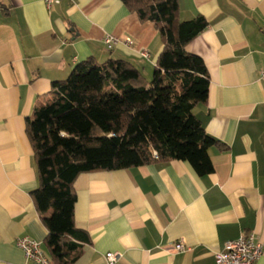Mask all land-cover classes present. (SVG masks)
Listing matches in <instances>:
<instances>
[{
	"label": "crops",
	"instance_id": "1",
	"mask_svg": "<svg viewBox=\"0 0 264 264\" xmlns=\"http://www.w3.org/2000/svg\"><path fill=\"white\" fill-rule=\"evenodd\" d=\"M182 19L208 26L187 45L203 58L209 97L195 107L213 171L187 161L81 173L75 224L88 241L72 264H214L230 240L254 233L264 264V0H179ZM118 39L109 47L105 37ZM133 40L127 44V39ZM163 40L121 0H0V264H27L17 239L45 244L47 227L31 192L39 185L27 120L88 58L133 63L150 79ZM148 53V57L142 55ZM185 249L176 251L174 245Z\"/></svg>",
	"mask_w": 264,
	"mask_h": 264
},
{
	"label": "trees",
	"instance_id": "2",
	"mask_svg": "<svg viewBox=\"0 0 264 264\" xmlns=\"http://www.w3.org/2000/svg\"><path fill=\"white\" fill-rule=\"evenodd\" d=\"M121 1L163 40L152 77L125 59L88 58L53 82L51 97L27 120L39 179L31 194L54 264H72L89 240L75 224L81 173L182 160L203 176L214 169L210 148L221 145L194 112L207 102L211 81L187 45L207 28L206 18L182 19L179 0Z\"/></svg>",
	"mask_w": 264,
	"mask_h": 264
},
{
	"label": "built area",
	"instance_id": "3",
	"mask_svg": "<svg viewBox=\"0 0 264 264\" xmlns=\"http://www.w3.org/2000/svg\"><path fill=\"white\" fill-rule=\"evenodd\" d=\"M47 7H52L58 3L59 0H45ZM118 39L112 35L105 37V43L111 47L117 43ZM127 44H132L133 40L128 38ZM144 57H148V53L142 51ZM261 79L264 80V70L261 71ZM17 245L21 248L27 259V264H54L51 258L45 253L40 241L29 236L19 237ZM176 251L185 249L183 243H176L174 245ZM262 254V246L257 242L254 233H247L241 235L238 239L230 240L226 243L224 251L216 254L214 264H255L257 259ZM106 259L109 264H114L121 256V253L108 252Z\"/></svg>",
	"mask_w": 264,
	"mask_h": 264
},
{
	"label": "rangeland",
	"instance_id": "4",
	"mask_svg": "<svg viewBox=\"0 0 264 264\" xmlns=\"http://www.w3.org/2000/svg\"><path fill=\"white\" fill-rule=\"evenodd\" d=\"M47 254V252H45Z\"/></svg>",
	"mask_w": 264,
	"mask_h": 264
}]
</instances>
